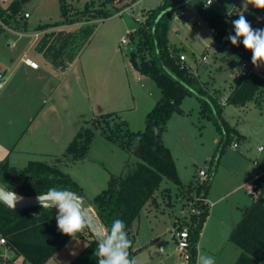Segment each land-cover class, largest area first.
Segmentation results:
<instances>
[{"label":"trees","instance_id":"obj_1","mask_svg":"<svg viewBox=\"0 0 264 264\" xmlns=\"http://www.w3.org/2000/svg\"><path fill=\"white\" fill-rule=\"evenodd\" d=\"M28 1L11 0L7 8L0 6V23L15 32L28 31L27 18L23 13ZM138 1L140 0H130L124 5L117 6L119 8L116 7L113 11L107 12L95 9L88 4L82 10L70 12L63 5L61 9L63 20L60 23L36 28L37 31L54 29L53 33L45 37V45L41 48L44 49L45 57L53 65H58L65 70L70 63L63 60L64 53L72 56L71 48L68 50L70 40L65 42L63 31L57 32L55 28L78 26L107 19L117 15L121 10L131 8ZM218 1L223 7L226 0ZM188 9L196 11L210 28L217 29V36L213 41L218 44L224 41L232 26L231 21L238 19L240 14L233 10L231 15L227 16L218 5L206 8L204 0H162L157 8L150 11L140 27L129 34L130 41L137 45V51L129 56L132 67L140 76L151 78L161 91L160 99L146 116L143 131H131L127 122L118 113L106 114L85 122L64 154L53 164L33 161L26 167L17 169L11 166L8 160L0 162V182L21 196L35 197L38 193L46 192L49 187L56 186L68 188L85 197L82 188L72 180L73 178L63 173L61 164L67 165L85 160L97 134L104 136L130 156L133 155L137 159L136 166L132 170H127L126 173L112 175L106 189L89 201L105 228L110 229L115 219L124 221L125 231L132 241L129 258L137 253L134 251L133 224L145 206L153 205L157 201L155 195L162 182L166 179L178 188H184L173 155L163 139L173 115L184 114L181 107L183 101L187 97H195L200 103V113L213 121L224 135L217 163L214 170L210 172L208 181L201 185L196 182L185 187L188 200L194 195L201 199L196 205L199 215L191 217L187 264H197V245L209 215L207 195L222 153L237 133L223 118L225 106L220 96L211 93L209 82L204 81L191 66L187 65L188 67L182 69V65L178 63L181 49L169 43L173 13ZM243 14L254 29L261 28L262 18L264 19V12L261 9L253 7ZM93 26L79 28V31L73 34V38L83 35L87 43L91 36L89 30ZM61 41H63L62 45ZM226 47H230L227 56H233L232 61L237 58L252 59L251 51L246 50L242 43L233 46L229 40H225L224 48ZM229 68L232 69V66L225 70ZM3 80L4 78L0 81ZM250 102L264 103V75L251 74L235 80L233 90L226 99V105L235 107H246ZM126 167L130 168L128 162ZM255 191L256 199L243 211L241 220L229 236V241L240 250L235 264H264V200L262 199L264 175L256 180ZM55 216L54 208H31L14 212L0 204V237L6 240V244L0 248V264H17L19 258L22 259V264H47L51 257L73 238L85 240L87 245L69 264H97L93 256L97 246L96 240L89 228L70 237L58 230ZM9 253L14 255L9 256Z\"/></svg>","mask_w":264,"mask_h":264},{"label":"crops","instance_id":"obj_2","mask_svg":"<svg viewBox=\"0 0 264 264\" xmlns=\"http://www.w3.org/2000/svg\"><path fill=\"white\" fill-rule=\"evenodd\" d=\"M228 4H231V6L234 5L232 0H226L223 8H227ZM8 5H10V2ZM8 5L1 7L7 8ZM261 11L264 12V9H261ZM23 13L25 14L28 12L24 11ZM262 20L261 28H264V19L262 18ZM100 22L101 21L95 20L83 23L81 25L79 24L78 26L80 27H78V29ZM100 24L102 26V23ZM27 26L28 31L26 32L6 30L11 34V36H13L14 39L11 41V46H4L5 49L0 50V72L6 73L4 80L0 82V85H2L0 87V162L8 160L9 164L17 169H22L26 167L28 163L33 161L53 164L57 162L58 158L64 154L66 148L73 141L74 137L80 128L85 124V122H88L90 117L93 119L95 116L102 114L111 112L119 113V115L123 117V120L127 122L126 124L131 131L139 132L142 130L138 128H141L142 124L145 123L146 116L149 111L153 109L156 101H152L151 95L143 89L144 87L142 84H139L141 82L140 75L134 69V67H132L133 65L131 63H129L130 66L127 69L124 59L121 60L118 57L112 58L110 55H105L103 50V48H106L107 46L104 42L106 40L105 36H103L102 40H100V42H103V44H101V47L98 46L101 51L97 54L95 53L96 47L93 46V43L99 31H93L94 33H92V35L89 37V40L83 47L82 53L80 55L74 54L73 51L70 52L72 56L67 55L68 53H64L63 60H65L66 63H70V66L67 65L66 69L62 70L59 68L60 66L53 65L45 57L44 49H41L45 45V37L53 33L54 29L37 31L36 27L34 28L33 32H30L29 30L33 29H31L28 24ZM64 27L69 28L71 26ZM64 27L55 29H57V32H60L64 30ZM68 28H66V30H68ZM62 42L63 41L60 43L61 45ZM214 43L216 45L218 44L216 42ZM120 44L121 43L116 45L117 50H119ZM111 49L112 46L108 47L109 52ZM84 55L86 68L88 71H90L92 78L89 79L90 88H88V90L85 91L84 89L81 90L80 88L79 90L81 91V95L83 94V99H86V95L84 93L89 92L88 98L92 100V105H94L91 106L89 112L85 106L83 110H81L80 103L82 97H80V93H78L76 88L73 89V80L70 79L73 77L72 73H74V68L76 66L75 62L79 57H83ZM220 57H216L218 66L211 68H209V66H205V72H207V69H209L207 72L208 74L204 72L205 76L208 77L205 81L209 82V79H212L210 76L214 74L216 75L219 73V71H222L220 68L223 62V56ZM26 58H31L38 62L39 68L33 69L27 65L25 62ZM113 60H117L119 63V69H116V75L114 74L113 81L111 80L110 73H108L106 78H102L103 82H98L96 85L95 81L96 78H99L100 70H104L107 64ZM96 64L101 65L98 72L95 71ZM199 66L201 68L203 67L201 62L196 67V69H192L195 72H198ZM238 66L239 64L237 67H235V69L238 68ZM32 76L35 77L32 79ZM209 85H211V93H214L215 90H218L216 87L217 82L214 79L213 81H210ZM108 87L113 89L112 92H106ZM233 87L229 86L227 91V93L229 92L228 96L232 92ZM226 94H223L220 97L222 104L225 106L223 110V118L228 123V125L236 130L238 136H240V138H237V135L233 136V140L229 145L232 147V144L235 142L240 145L242 141L248 139V135L251 134V129H249L247 126L249 123H251V120L248 121L249 118L247 119L245 117L241 123L236 121H233L232 124L230 123V118L237 116L240 114V112H243L244 107H239L242 111L240 110V112H238V107L226 105V99H224L226 98ZM138 95H140V97H138ZM182 110L184 114L176 115L187 117L184 109ZM138 111H140L139 116L136 115ZM81 114H83V116ZM173 117L175 116L173 115ZM173 117L169 121L167 130L163 137L164 142L170 149L171 153L172 150L167 143L166 136L169 134L170 126L174 119ZM254 120L256 122V119ZM97 148L103 149L107 152L108 160L111 166V169L106 167V171L109 173L108 178H105V183L103 182V185L99 191H97L101 193L106 188L107 183L110 180L109 177H112V175H120L122 174L123 170H125V166L129 160V153L120 149L116 145H113L111 141H108L106 138L98 136L94 138L91 144L88 152V158L91 156L92 151V156L94 158H98L97 156L99 155L96 153L98 151ZM225 151L226 150L223 151L222 156H224ZM260 153H264V151ZM101 156L104 155L101 154L99 157ZM243 156L246 157L245 154ZM246 159L251 160L249 157H246ZM220 161L221 158L217 166L220 165ZM253 164L257 166V169L254 170V174L252 173L251 175V170L250 173L244 172L248 175L249 181L247 182L246 189L242 195L228 193L218 197L215 200H212L210 199L209 195L217 175V167L216 173L212 179L211 188L207 195L209 215L203 226L202 233L198 241L197 259L201 253H208L212 255L217 252L218 254L224 253L227 249H229L228 254L224 257V260L220 264H235L236 261H238L237 259L240 255V250L229 241V236L232 229L241 220L243 211L248 208L256 199L255 196L248 194L247 190L251 187V182L252 185L254 184L255 186L256 180L264 175V164L257 162H253ZM249 165L251 166V163ZM201 169L202 168H200L196 174H194L192 181H195ZM208 170L210 171V169ZM180 181L182 184L183 180L181 178ZM75 182L82 189H84L81 184H79L77 181ZM187 182L188 181H185V183L182 184L184 188H178V192L182 191V196L181 201L178 200L180 204L178 206L179 214L175 217L174 223H169L171 228L173 227L172 230H170V226L164 228L163 230L150 229V235L148 239L142 241V238H140L141 226L139 222L143 220L142 218L145 213H148V216L154 217L159 222L161 221L160 218L169 217L168 212L173 207L172 198L171 195H169L171 192H167V194H165L168 198L167 203L163 202V204H159L156 198L157 201H155L153 205L145 206V208L141 211L139 218L133 224V233L135 238L134 251L137 252L134 257L137 259V264H146L144 255L145 253H148L149 249H151L153 246H158V248L161 246V250H163L161 252L166 253L168 240H166L165 237L168 231L169 233H172L171 238L174 240V231L177 223L183 219L186 214L185 208L188 196L185 194V187L188 185L185 184H188ZM136 224L138 225L137 229L134 228ZM164 224L166 227L168 220ZM70 243L71 240L66 243L55 254V256L51 257L47 264L51 263L53 259H57L55 257H59L60 260H67V263L63 264H69L71 261H73L82 251L78 254L75 253L77 255L74 253L70 255L68 252L64 253L65 249L68 247V245H70ZM12 255L14 254L9 253V256ZM184 264H187V262Z\"/></svg>","mask_w":264,"mask_h":264},{"label":"rangeland","instance_id":"obj_3","mask_svg":"<svg viewBox=\"0 0 264 264\" xmlns=\"http://www.w3.org/2000/svg\"><path fill=\"white\" fill-rule=\"evenodd\" d=\"M128 1L130 0H29L24 6V11H27L29 15H31V18H27L26 22L29 27L33 29L29 31L33 32L34 28L38 26L60 23L63 20L61 15L63 5H65L70 12L77 9L82 10L87 7L86 4L94 6L93 8L95 9L97 8L107 12L113 11L117 6L124 5V3ZM161 1L162 0H140L131 8L121 10L120 13H117V15H114L113 17L98 20L101 21L100 23H102V26L100 23H97L89 30L90 35L99 31L93 43V46L96 47L95 53L97 54L101 51L98 46H102L101 44H103V42H100V40H102L103 36H105L106 40L104 42L105 45H107L106 48H103L105 55H110L112 58L118 57L121 60L124 59L128 69L130 66L128 58L132 52L137 51V45L136 43L134 44L130 41L129 34L140 27L141 23L144 22L150 11L157 8ZM9 2H11V0H0V6H6ZM232 2L234 5L231 6L230 4L229 10L234 8L233 10L240 12V14H243L254 7V5L248 4L247 8H244L243 0H232ZM235 3H237V5H235ZM225 10L228 11V7L225 8ZM78 27L80 26L76 25L69 28L64 27V32L62 34L65 36V42L70 40V47L68 50L71 48L70 50H72L74 54L80 55L86 42L83 35H80L79 37L76 36V38L74 37L75 39L73 38V34H76L79 31ZM2 28L4 27L0 23V29ZM66 28H68V30H66ZM229 29L230 30L227 32L225 38L229 35H235L233 27L231 26ZM5 31L6 30H0V50H4V46H11V41L14 39L10 33ZM209 33L210 27L202 21L197 12L192 9H188L186 10V16L184 19L172 24L169 34V43L171 46L181 49L178 58V63L181 65L185 63L196 69L201 62L203 69L199 66L198 73L204 81L208 78L205 76V73L209 71V69H207V72H205V66H209V68L218 66L216 57L218 58L223 56V62L221 64L222 71H219L216 75L214 74L210 76L212 79H209V84L210 81H213V79L217 82L216 87L218 90H215L214 93L221 97V95H225L227 93L229 86H234V81L236 79L233 77V70L240 62L246 61V59L237 58L232 61L233 56H227L230 47L224 48V41L227 39H224L221 44L216 45ZM85 34L86 33H84V35ZM123 39L127 40L128 43L122 44ZM119 43L121 44L119 45V50H117L116 45ZM110 46H112V49L109 52L108 47ZM181 56H185L186 58V61L183 63L180 59ZM84 57L85 55L83 57H79L75 62L76 66L74 68V73H72L73 77L70 79L73 80V89L76 88L78 93H80V97H82L80 103L81 110H83L85 106L89 112L91 106H94L92 105V100L88 98L89 92L84 93L86 95V99H83V94L81 95V91L79 90V88L81 90L84 89L85 91L88 90V88H90L89 79L92 78L90 71L86 68V61H84ZM68 65L70 66V64ZM230 66H232V69L229 68V70H225V68ZM99 67H101V65L96 64V72L100 70ZM116 69H119V63L117 60H113L108 63L104 70H100L99 78H96L95 84L97 85L98 82H103L102 78H106L108 73H110L111 80L113 81L114 74L116 75ZM254 69L257 73L264 74V64L255 66ZM34 77L35 76H32V79ZM140 79L141 82L139 84H142L144 87L143 89L151 95L152 101L154 100L157 103L161 97V91L158 85L147 76H140ZM209 86L211 87V85ZM112 90L113 89L108 87L106 92H112ZM228 94L229 92L226 94V98L224 99H227ZM138 97H140V95H138ZM181 107L186 112L187 117L177 116L176 114L174 115L175 117H173L174 119L171 123L169 134L166 136V140L172 150L178 175L183 180L182 184H184L185 181H188V184L185 185H191L196 183L197 178L195 181H192L193 176L200 168L206 169L208 175L210 174V171L214 170L219 156L218 153L220 145H222L221 143L224 141V135L221 131H219L217 125L213 121L207 119L200 113V103L195 97H187L183 101ZM237 109L236 110L240 112L241 109L239 107ZM139 112L140 111H138L136 115L139 116ZM107 114H112V112ZM81 115L83 116V114ZM102 115L95 116V118ZM245 117L247 119L249 118L248 121L251 120V123L247 126L251 129V134L248 135V139L242 141L240 145L235 142L238 145V150L230 146L228 147V145L225 148L226 151L224 156L221 157L214 185L210 191L209 197L212 200L228 193L242 195L246 189L247 182L249 181L248 175L245 173H250L251 170V175L252 173L254 174V170L257 169V166H255L253 162L264 164V153H260L258 151V148L261 146L264 139V103L250 102L246 105V107H244L243 112H240L237 116L230 118V123L232 124L233 121L241 123ZM89 119L91 120L92 118L90 117ZM254 119H256V122ZM144 128L145 123L138 129H142L141 131H143ZM236 135L238 138L237 133ZM98 136L104 137L100 134H97L95 137ZM97 150L100 151L96 152L99 156L101 154L104 156H97L98 158H94L92 156V151L91 156L88 158L87 155L86 159L83 161L69 163L67 165H65V163L61 164V170L63 173L72 177L74 181H77L84 187V189H82L83 194L88 201H91L93 197H95L94 195H98L95 193H100L97 191H99L103 185L105 178H108L109 173L106 171V167L111 169L107 152L103 149L97 148ZM244 154L251 160L246 159V157L243 156ZM128 163L130 168L125 166V170H123L122 173H126L127 170H132L136 166L137 159L133 155H129ZM250 163L251 166L249 165ZM208 169H210V171ZM251 186H254V184L252 185V182ZM167 192H171L169 195H171L173 205L172 209L168 212L169 217L160 218L161 221L159 222L154 217L148 216V213H145L142 218L143 220L139 222L141 226L140 238H142V241L149 238L150 229L163 230L164 228L169 227V223H174L175 217L179 214L178 206L180 204L178 200L181 201L182 191L178 192V186L165 179L155 195L159 204L168 202L167 195H165ZM253 196L256 197L257 193ZM262 199L264 200V195ZM167 220L168 224L165 227L164 223L167 222ZM137 226L138 225L136 224L134 228L137 229ZM172 229L173 227L171 228L170 226V230ZM171 235L172 233H169V231L166 233L165 238L168 240L166 253L161 252V246L159 248L158 246H153L149 249L148 253H145L144 255L146 264H184L187 262L184 257V252L180 253L175 241L176 239L173 240ZM86 245L87 243L85 240L73 238L64 253L68 252L70 255L73 253L78 254L84 250ZM228 250L229 249H227L224 253L219 254L218 252L212 255L208 253L206 254L214 257L215 264H220L224 260V257L228 254ZM55 258L57 259H53V261L49 264L67 263V260H60L59 257ZM17 264H22L21 258L17 260Z\"/></svg>","mask_w":264,"mask_h":264},{"label":"clouds","instance_id":"obj_4","mask_svg":"<svg viewBox=\"0 0 264 264\" xmlns=\"http://www.w3.org/2000/svg\"><path fill=\"white\" fill-rule=\"evenodd\" d=\"M212 3L213 0H209V6ZM248 4L254 5L257 9H264V0H243L244 8H247ZM229 6H227L228 13L231 15ZM238 16V19L231 21L235 35H229L225 39L229 40L233 46L242 43L246 50L251 51L254 66L264 64V28L254 29L244 14H238ZM240 72V68L233 70L235 74ZM23 199L24 197L14 190H9L0 184V204L15 210L16 205ZM36 202L42 209L54 208L56 210L57 228L65 235L74 237L89 227L88 221L85 219V213L89 212V206L84 198L75 191L51 186L46 192L37 194ZM125 228L124 221L115 219L110 229L99 224L98 228L93 230L97 245L93 256L97 264H137L135 257L129 258L132 241ZM197 264H215V259L210 255L201 254Z\"/></svg>","mask_w":264,"mask_h":264},{"label":"built area","instance_id":"obj_5","mask_svg":"<svg viewBox=\"0 0 264 264\" xmlns=\"http://www.w3.org/2000/svg\"><path fill=\"white\" fill-rule=\"evenodd\" d=\"M204 4L206 8L212 7L214 5H218L219 7L222 8V10H224L223 12L229 16L228 11H226L225 9H223L222 5L219 3L218 0H213V3L209 6V0H204ZM235 7V6H234ZM129 9V8H128ZM234 8L230 9L229 12L231 14V12L233 11ZM186 14V11H181V12H176L173 13V22H177V21H181L184 16ZM25 18H29L30 15L28 13H25ZM3 25V27L5 28V30H11L9 28H7L3 23H1ZM209 35L212 37V39L214 40V38L217 36V29L214 28H210V33ZM123 44L128 43L127 40H123L122 41ZM182 63L186 61L185 56H181L180 57ZM206 59V58H204ZM25 62L27 65H29L31 68L33 69H37L39 68V64L38 62L34 61L31 58H26ZM188 67L187 64H183L182 65V69ZM60 69H62L61 67H59ZM238 68L241 69V72L239 74H235L234 73V79L238 80L247 76H250L251 74H258L255 69H254V65L252 64V59L250 60H246V61H242L239 63ZM2 85H0L1 87ZM238 145L236 143L232 144V148L237 149ZM259 152L264 151V139L261 143V146H259L258 148ZM209 179V175L207 174V170L206 169H202L199 171V175L196 179V182H198L197 184L201 185L203 183H206V181H208ZM248 194L250 195H255L256 191H255V186H251L248 190H247ZM195 195L188 200L187 202V207H186V214L184 216L183 219H181V221H179L177 223V227L176 230L174 232V239H176V243H177V247L180 251V253L184 252V257L186 258L185 260L188 261L189 259V247H190V223H191V217L193 215H199V211L197 210V203L200 202ZM6 244V240L5 238L0 237V248L3 247Z\"/></svg>","mask_w":264,"mask_h":264},{"label":"water","instance_id":"obj_6","mask_svg":"<svg viewBox=\"0 0 264 264\" xmlns=\"http://www.w3.org/2000/svg\"><path fill=\"white\" fill-rule=\"evenodd\" d=\"M5 74L6 73H0V80H2L4 77H5ZM0 184H2L0 182ZM24 199L19 202L17 205H16V208L14 210L15 211H18V212H21V211H24V210H27V209H31V208H41L38 203L36 202V196H32V197H26V196H23ZM83 197V196H81ZM84 200L86 201L87 205L89 206V212H86L85 213V219L88 221V224H89V230L90 232L93 234V236L95 237L94 239L96 240V236L94 235V231L95 229L98 228V225L101 224V222L99 221L94 209L92 208L90 202L87 200V198L83 197ZM4 205V204H2ZM5 206V205H4ZM7 207V206H5ZM9 208V207H7ZM11 209V208H9ZM13 210V209H11Z\"/></svg>","mask_w":264,"mask_h":264}]
</instances>
